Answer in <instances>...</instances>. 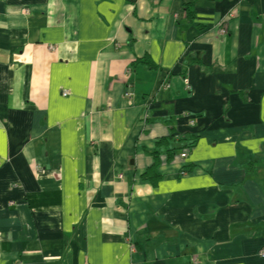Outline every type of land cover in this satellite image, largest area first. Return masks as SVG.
Here are the masks:
<instances>
[{
	"label": "crops",
	"instance_id": "crops-1",
	"mask_svg": "<svg viewBox=\"0 0 264 264\" xmlns=\"http://www.w3.org/2000/svg\"><path fill=\"white\" fill-rule=\"evenodd\" d=\"M263 252L264 0H0V264Z\"/></svg>",
	"mask_w": 264,
	"mask_h": 264
},
{
	"label": "trees",
	"instance_id": "trees-1",
	"mask_svg": "<svg viewBox=\"0 0 264 264\" xmlns=\"http://www.w3.org/2000/svg\"><path fill=\"white\" fill-rule=\"evenodd\" d=\"M127 2H129L130 4H133L135 2V0H126ZM169 141H171V138H164L161 139L158 143H157V147L160 145H165L166 143H168ZM185 141V140H183ZM192 142L189 143L188 145H185L182 148L185 147H189L191 148ZM181 149V148H180ZM173 150L174 149H165L164 154H161L162 151H151L150 155L152 157V164L146 169V171L143 173V175L141 176V178L149 183H151L152 185H155L156 181H158L160 179V174L158 173V168L161 165V156H165V160L167 162H170L173 159ZM161 154V155H160Z\"/></svg>",
	"mask_w": 264,
	"mask_h": 264
},
{
	"label": "built area",
	"instance_id": "built-area-1",
	"mask_svg": "<svg viewBox=\"0 0 264 264\" xmlns=\"http://www.w3.org/2000/svg\"><path fill=\"white\" fill-rule=\"evenodd\" d=\"M234 13L232 12L230 15H233ZM129 72L127 71L126 72V74H128ZM64 95H66V94H64ZM125 96L126 97H130L131 96V94H130V92H126L125 93ZM179 157H180V159H184V158H186L187 157V151H183V152H181L180 154H179ZM261 256L264 258V252L263 253H261Z\"/></svg>",
	"mask_w": 264,
	"mask_h": 264
}]
</instances>
